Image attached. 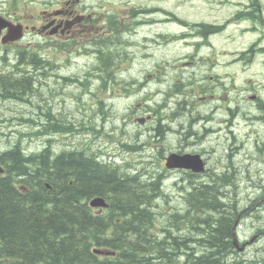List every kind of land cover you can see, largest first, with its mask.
<instances>
[{
	"label": "rangeland",
	"instance_id": "obj_1",
	"mask_svg": "<svg viewBox=\"0 0 264 264\" xmlns=\"http://www.w3.org/2000/svg\"><path fill=\"white\" fill-rule=\"evenodd\" d=\"M31 1L36 0H17L16 4L14 0H0V11L6 10L14 15H21L23 12L33 10L31 7L37 6ZM82 2V7H86L88 12L112 15L125 23L135 24L145 20L147 23L141 25L143 28L136 37L122 35L123 40L128 41L126 46L117 47L110 42L106 43L107 48L113 51L111 63L113 78L103 89H100L101 84L96 79L94 68L98 58L96 50L99 48L94 44V39L98 37L94 36L96 31L82 37V40L92 38L91 42L85 41L81 45L71 47L73 43L62 49L45 46L42 40L33 41L32 35H28L25 40L9 49L2 46L0 39V58L7 56L12 63L8 67L7 62L0 60V73L13 72L18 76V69L15 68L16 52L19 54L22 51H29L41 55L44 60L49 59L53 63L52 71L65 75H56L45 82V71H50L51 68L49 65H45L43 69L39 66L37 69L34 68V93L29 97L30 104L22 102L23 96L15 99L18 102L0 99V150H5L7 146L19 141L26 153L41 150L48 131L46 126L48 111H44L46 104L54 107L50 112L57 115L59 123L67 127L68 120L73 118L85 125V122L94 123L101 130L98 135L93 133L88 135L87 129H83L82 133L85 135V141L87 138L101 140V146L98 148L95 145L92 151L97 156H102L101 163L118 165L122 169H119V175H123L121 172H124L126 167H131L128 173L138 172L144 175L141 180L147 178L146 180L152 183L156 176L165 178L163 179L165 185L162 187L165 196L157 198L151 209L156 219L152 221L150 228L153 233H158L162 227H166L172 213L183 214L186 210L184 204L187 193L181 194L179 186L173 183L183 184L189 189V186L209 179L205 175L191 179L187 175L189 172L168 171L165 161L159 159V147L165 148V157L170 152L192 153L195 148L181 139L183 135L178 137L176 134H169L167 139L161 142L155 137L156 132L153 128L156 127L159 114L157 106L161 103V94L167 89L166 83L172 82L183 88L187 85V77L189 81L188 62L189 57L194 54V48L191 46L194 42L191 37L185 38L186 35L199 30V27H195L197 23H216L217 26H223L219 28L222 30L221 33L211 38V45L200 50L197 56L206 59V71L212 62H215L216 66L212 68V73L219 75L229 87L228 115H219L217 118H223V122L229 119V124L223 123L221 132H217L204 144L206 152L209 143L218 151L216 157L215 154L205 156L206 164L207 169L216 172L219 178L227 181V186H222L218 192L223 193L224 202L235 205L238 219H241L240 224L236 223V228L240 225L236 231L237 237L240 243L248 244L246 252L239 255L246 260L263 258L264 153L262 144L257 140V132L262 133L263 126L258 121L251 124L247 120L262 114L261 111H256L257 106L249 97L256 95L264 103V0H82ZM250 6V13L243 11ZM141 11L148 14H140ZM182 35L184 38L182 40L173 38ZM129 44L132 45L128 46ZM251 46H254V52L248 53ZM83 47L92 50L77 51ZM206 71L205 76L209 74ZM66 76L81 80L88 78L91 81L89 89H82L75 83L63 82L62 78ZM101 102L102 108L99 104ZM38 106L43 111L38 110ZM129 107L134 110L133 121L137 117L150 115L153 118L152 122L147 123L145 127L129 122L126 118L130 113ZM111 113H115V117H111ZM28 119L39 124L27 122ZM184 122L182 119L179 121L182 124ZM124 123L128 125L123 126ZM113 124L115 125L112 126ZM45 126L46 132L41 131L37 136L33 135L38 130H44ZM112 127L113 131L110 130ZM172 129L176 130L177 126L173 125ZM143 130L148 131L143 133ZM123 132L127 137H122ZM67 138L62 131L58 140L53 143V150L75 147L71 145L72 143L81 144L80 137L69 142ZM180 139L181 143L178 142ZM135 143H143L144 147L138 149L139 151L132 150L131 145ZM218 159L219 161H216ZM137 183L141 184V181L138 180ZM169 231L173 236H183L185 233L192 235L191 230L178 231L174 226H171Z\"/></svg>",
	"mask_w": 264,
	"mask_h": 264
},
{
	"label": "trees",
	"instance_id": "obj_2",
	"mask_svg": "<svg viewBox=\"0 0 264 264\" xmlns=\"http://www.w3.org/2000/svg\"><path fill=\"white\" fill-rule=\"evenodd\" d=\"M102 42L96 66L110 77L113 51ZM15 58L18 76L0 73V95L13 101L23 96L22 102L30 104L35 76L26 70L43 69V59L29 51ZM109 82L103 80L100 89ZM79 85L87 89L88 82ZM60 125L64 133L72 129ZM71 150L74 153L66 154ZM98 161L79 148L57 156L45 149L27 154L20 141L0 150V264H264V257L244 259L234 245L237 209L218 192L226 180L191 185L186 211L172 213L166 227L153 233L156 215L151 207L161 195L159 179L152 183L125 172L119 175L120 167H103ZM95 197L110 204L101 216L88 206ZM171 226L191 230L192 235L173 236ZM95 249L116 255H97Z\"/></svg>",
	"mask_w": 264,
	"mask_h": 264
},
{
	"label": "flooded vegetation",
	"instance_id": "obj_3",
	"mask_svg": "<svg viewBox=\"0 0 264 264\" xmlns=\"http://www.w3.org/2000/svg\"><path fill=\"white\" fill-rule=\"evenodd\" d=\"M41 2L42 3H37ZM17 3V0H14V4ZM31 3L37 4L35 7H31L33 10L29 12H23L21 15H14V13H10L6 10L0 11V17L12 22L16 25H21L23 28L24 39L28 35H32L31 39L33 41L42 40L45 46L55 47L62 49L64 46L73 44L71 47L81 45L85 41L91 42L92 38L87 40H82V37L88 33H92L96 31L94 36H98L94 39L95 46L99 47L101 42L106 44L107 42L112 43L117 47L126 46L128 41L123 40L122 35L128 34L131 37L137 36L139 30L143 27L142 24L147 23L146 20L140 23H125L123 21H118L116 17L112 15L105 16L106 14L97 13L95 11H87L86 7L83 6L82 0H36L31 1ZM244 12L251 11V6L249 8L243 9ZM141 13L148 14L146 11H141ZM100 15L104 17H100ZM98 18H97V17ZM132 19V17H130ZM146 17H143L145 19ZM120 22V23H118ZM154 24V22H153ZM195 27H199V30L187 34V37H191L193 39L194 44L191 45L194 48V54L189 57V81L188 77L186 78L187 85L183 88H180V85L173 84L172 82H167L165 91H160L161 94V103L158 104V117L156 120V127L153 130L156 132L155 137L162 142V140H166L169 134H176L178 137L183 135V138L187 140L189 146L195 148L192 153H188L191 155H197L202 160H205V156H210L216 151L213 149L212 144L209 143V149L206 152L203 147L207 141L208 136H205L207 132L211 134L214 130H218L221 132V126L223 123L229 124V119L223 122L222 119H217L219 115L226 114L229 112V87L225 81L222 80L219 75L212 73V68L216 66V63L212 62V64L207 68L209 74H206V59L204 57L199 58L197 53L203 48L208 47L211 42V38L219 35L223 26H217L216 23L207 24L206 22L197 23ZM102 26V27H101ZM5 33V32H4ZM40 39H37V38ZM199 38L200 40L196 39ZM22 40V41H23ZM31 44V43H28ZM129 44L128 46H131ZM127 46V47H128ZM84 48V47H83ZM47 50H49L46 47ZM254 51V46L248 49V53H252ZM243 56L244 53H241ZM46 65H49L51 70L45 71L46 80H51L55 78L56 75L65 76L63 74L54 73L53 63L50 60L45 61ZM165 69V67H162ZM96 79L101 80H111L113 78L112 73L110 72V77L105 76L100 73L98 69H96ZM206 71V72H207ZM108 74V73H107ZM221 76V75H220ZM68 79L67 77L63 82ZM227 79V76H225ZM62 82V83H63ZM182 83H184L182 81ZM55 84V83H54ZM249 100H253L254 104L257 106L256 111L264 112V106L261 100L256 95H251ZM100 104V103H99ZM103 105V103L101 102ZM100 104V105H101ZM113 106V105H112ZM53 106L50 104H46L44 111H48L46 117V126L47 133L44 141V149L48 151L52 156V152L50 151L51 143H54L58 140L59 132H62L61 125L59 120L57 119V115H53L52 111ZM129 111L132 114L126 115L129 122L138 123V119H145V123H138L139 125L145 127L147 123L152 122L153 118L148 115L147 117L135 118L132 120V116L134 114V110L132 107H129ZM95 115H97L95 113ZM255 115V114H254ZM111 117H115V113H111ZM130 117V118H129ZM125 119V118H122ZM180 119L185 121L183 124L179 123ZM253 119H256L258 123L263 126L262 133L257 132L258 142L262 144V149L264 153V113L260 115H255ZM252 122V120H248ZM68 125L72 128L70 131L66 132L67 142L70 140H78L76 137L82 138L81 144L72 143L71 145H75L79 147L84 154V152L91 156V151H94V146L100 147L101 140L96 141L94 138L89 140L87 137V141H85V135L82 133L83 127L89 131V134L98 135L101 131L99 130L94 123L85 122L82 124L81 121H78L76 118L72 120H68ZM113 124L112 126H114ZM127 123H124L123 126H127ZM177 126L176 130L172 129V126ZM214 125L218 127L215 128ZM215 128V129H214ZM179 129L189 131L191 137H188L184 134L179 133ZM110 130H114L112 127ZM148 130H143V133ZM208 134V135H209ZM57 136V137H56ZM181 139L178 141L181 143ZM189 140V141H188ZM131 149L137 151L135 146L131 145ZM159 159L161 161H165L170 154H185L183 151L180 152H170L166 157L164 155L165 148L159 147ZM74 153L72 150L67 152L66 154ZM218 154V153H217ZM216 154V155H217ZM106 155V154H105ZM215 155V157H216ZM221 159V158H220ZM216 161H219L216 160ZM106 166L105 164L101 163ZM183 171H177V173H182ZM186 173V172H185ZM189 177H197L196 174L187 173ZM205 175V177H209L211 179L213 176L218 175L216 172L207 169L205 167V172L200 174ZM208 179V180H209ZM204 181L205 185L207 181ZM50 188L49 185H47ZM52 189V188H51ZM106 203L109 201L103 197H101ZM108 201V202H107ZM90 207V206H89ZM94 212H99L98 209H92Z\"/></svg>",
	"mask_w": 264,
	"mask_h": 264
},
{
	"label": "water",
	"instance_id": "obj_4",
	"mask_svg": "<svg viewBox=\"0 0 264 264\" xmlns=\"http://www.w3.org/2000/svg\"><path fill=\"white\" fill-rule=\"evenodd\" d=\"M8 27V32L5 36L2 37L1 42L3 44L11 43L18 41L22 38V26H13L12 24L6 22L4 19L0 18V33L2 29ZM139 122L143 123L144 120L140 119ZM166 167L168 169H185L190 170L193 173H201L204 171V166L201 162L199 156H193L191 154H171L166 161ZM3 168L0 166V174L3 173ZM90 205L92 207H106L104 200L101 198H95L91 201ZM235 243L238 244V240L234 237ZM239 245V244H238ZM96 254L100 255H113V253H109L103 250H95Z\"/></svg>",
	"mask_w": 264,
	"mask_h": 264
},
{
	"label": "bare ground",
	"instance_id": "obj_5",
	"mask_svg": "<svg viewBox=\"0 0 264 264\" xmlns=\"http://www.w3.org/2000/svg\"><path fill=\"white\" fill-rule=\"evenodd\" d=\"M16 56V55H15ZM16 60H18L17 58H15ZM0 60L1 61H7L8 60V58L6 57V56H3V57H1L0 58ZM62 79H65V77H63ZM70 80H76V82H73V83H75V84H78L79 85V82H81V81H84L85 80V78L84 79H79V78H69ZM0 99H2V100H5L1 95H0ZM11 101H13V100H11ZM18 102V101H17ZM222 130V129H221ZM179 133H181V134H184V135H186V136H188V137H191L190 136V134H189V131H185V130H183L182 131V129H179V131H178ZM217 132H219V131H217V130H215V131H213L211 134H209V132H207L206 134H205V136H208V138H207V141L209 142L210 140H211V138H212V136H214ZM62 134V133H61ZM209 134V135H208ZM122 137H127V134L125 133V132H123V135H122ZM219 138V136L217 137V139ZM184 141H186L185 143H187V140H185V139H183ZM222 140V137L220 136V141ZM134 146H135V148L137 149V151H139L138 149H140V148H143L144 147V144L142 143H140V144H137V143H135V144H133ZM132 145V146H133ZM76 148H79V147H77V146H75V147H68V148H61V149H59V150H53V143H51V147H50V149H51V152H52V155L53 156H57V155H59L60 154V151H62V150H69V149H76ZM23 149H24V147H23ZM44 148H42L41 150H43ZM80 149V148H79ZM231 149V148H230ZM41 150H39V151H37V152H41ZM233 150V149H232ZM216 151V153H214L215 155L218 153V151L217 150H215ZM37 152H30V153H37ZM30 153H27V154H30ZM91 154H94V153H91ZM228 155V154H227ZM194 156V155H193ZM195 156H197V155H195ZM232 156H233V154H232ZM94 157L95 158H97V159H99V161L98 162H101L100 161V159H101V157L102 156H97L96 154H94ZM201 162H202V164H203V166L204 167H207V164H206V158H205V160H201ZM103 164H105V163H103ZM105 165H110L111 166V168L112 167H119L118 165H111V164H105ZM101 166V165H100ZM103 167H106V166H104V165H102ZM121 168V167H120ZM132 168L131 167H126L125 168V174L126 175H128V176H135V175H137L138 177H139V179L140 178H142L143 179V176L144 175H142V174H140V173H134V174H131V173H128L127 171L128 170H131ZM168 171H173V172H177V170L176 169H169ZM182 171H189V170H185V169H182ZM130 174V175H129ZM149 178V177H148ZM147 179V178H146ZM146 179H144V180H141V181H145ZM159 181H160V189H161V195H159V196H157L156 198H154V201H153V205H154V203H156L157 202V198H160L161 196H165V194L163 193L164 191H163V189H162V187L165 185V182H162L163 181V179H164V177H162V176H160L159 178ZM222 179V178H221ZM155 181H157V180H155ZM150 182V181H149ZM173 185H177V186H179V188H180V190L182 191L181 192V194L183 193H189L190 191H191V189H192V187L191 186H189V189L187 188V187H185V185H183V184H179V183H177V182H175V183H173ZM196 185H198V184H196ZM195 185V186H196ZM93 199V198H92ZM92 199L88 202V206H90V203H91V201H92ZM151 209H153L152 207H151ZM186 211V210H185ZM179 213V212H178ZM240 220L241 219H239V222H237V224H240L241 222H240ZM169 227V226H168ZM238 228H240V225H238V227L236 228V231H238ZM172 234V233H171ZM161 235H163V233L161 234ZM234 235H237V233L235 232L234 233ZM236 237V236H235ZM239 244V245H238ZM238 244H236L235 243V240H234V245H235V247L237 248V249H239L238 250V252L241 254V253H245L246 252V246H247V244H248V242H244V243H240V242H238Z\"/></svg>",
	"mask_w": 264,
	"mask_h": 264
}]
</instances>
